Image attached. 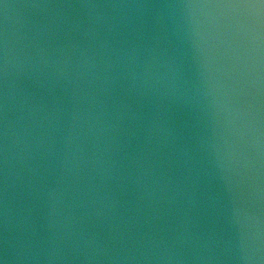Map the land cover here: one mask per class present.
<instances>
[{"label": "water", "instance_id": "1", "mask_svg": "<svg viewBox=\"0 0 264 264\" xmlns=\"http://www.w3.org/2000/svg\"><path fill=\"white\" fill-rule=\"evenodd\" d=\"M0 203L264 215V0H0Z\"/></svg>", "mask_w": 264, "mask_h": 264}]
</instances>
